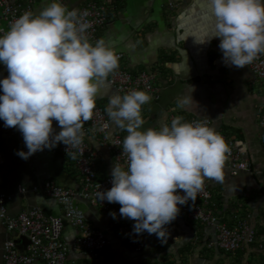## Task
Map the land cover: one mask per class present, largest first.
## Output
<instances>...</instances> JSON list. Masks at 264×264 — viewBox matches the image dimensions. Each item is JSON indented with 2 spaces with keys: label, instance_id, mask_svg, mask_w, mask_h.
<instances>
[{
  "label": "crops",
  "instance_id": "obj_1",
  "mask_svg": "<svg viewBox=\"0 0 264 264\" xmlns=\"http://www.w3.org/2000/svg\"><path fill=\"white\" fill-rule=\"evenodd\" d=\"M26 0H11L12 3ZM88 0H60L69 9H79ZM49 0H36L30 11L38 13ZM205 13H208L206 16ZM211 17L206 0H121L98 30L115 51L123 53V65L133 71L154 70L160 87L159 98L142 106L145 123L141 130L157 129L167 123L170 115L209 118L211 126L234 140L251 165L250 171L232 173L229 159L225 162L222 182L205 179L216 214L232 223L241 214L256 233L254 242L242 243L233 254L211 244L215 227L188 220L181 213L169 225L165 242L155 234L143 235L145 246L135 251L111 228L109 216L84 200L77 205L92 224L105 231L109 241L95 260L87 253L70 250L73 264H264V130L258 124L264 108V81L257 80L251 70L226 65L219 48V38L209 35L204 42L197 39L209 30ZM8 28L5 29V31ZM8 73L0 65V75ZM118 93L106 80L96 104L108 106V97ZM119 94V93H118ZM190 94L193 101L179 107V96ZM121 95V94H120ZM56 132L60 131L53 121ZM112 133L125 136L124 130L111 125ZM89 144L100 152L95 171L102 178L111 175L114 159L104 142L95 138ZM59 145L37 151L27 160L16 155L27 151L22 134L14 127H4L0 120V189L13 196L7 205L9 215L23 209L40 207L46 214L61 215L56 201L42 192L28 190L18 193L19 186L30 188L50 180L57 185L78 188L79 177L73 159L59 151ZM75 229L66 221L62 236L71 240ZM13 240L18 251L25 252L27 240L8 231L0 221V264L3 245ZM34 264H44L37 261Z\"/></svg>",
  "mask_w": 264,
  "mask_h": 264
},
{
  "label": "clouds",
  "instance_id": "obj_2",
  "mask_svg": "<svg viewBox=\"0 0 264 264\" xmlns=\"http://www.w3.org/2000/svg\"><path fill=\"white\" fill-rule=\"evenodd\" d=\"M206 2L211 26L198 42L209 35L219 38L224 63L236 68L264 55V0ZM87 16V10L49 0L38 13L23 12L0 35V65L8 72L0 78V120L22 134L27 151L16 152L22 159L61 142L77 159V151L69 148L80 150L100 88L119 68L118 53L103 38L90 41ZM150 101V94L138 89L108 97L111 125L127 133L121 146L127 163H114L111 188L96 195L99 201L119 203L121 218L135 221L134 233L146 231L165 242L166 225L178 217L180 206L204 192L205 179L224 180L231 148L214 126L180 115L170 125L141 130L142 106ZM192 101L190 94L181 95L179 107ZM110 215L116 218L115 212Z\"/></svg>",
  "mask_w": 264,
  "mask_h": 264
},
{
  "label": "built area",
  "instance_id": "obj_3",
  "mask_svg": "<svg viewBox=\"0 0 264 264\" xmlns=\"http://www.w3.org/2000/svg\"><path fill=\"white\" fill-rule=\"evenodd\" d=\"M36 0L12 3L11 0H0V35L11 23L23 12L30 11ZM121 0H88L79 10H87V19L92 22V27L87 30L91 42H95L98 30L106 23L109 14ZM120 57L119 68L109 74L107 81L121 96L132 89L144 90L151 96V101L159 98L160 87L156 82L154 70L133 71L123 65V53L116 51ZM257 80L264 81V55H261L251 65L247 66ZM8 73L0 75L4 78ZM149 102V103H150ZM175 115L171 114L170 119ZM186 121H200L211 126L209 118L191 117ZM259 126L264 130V108L258 118ZM85 136L80 150L69 148V152L77 151V159L73 160L79 177L78 188H68L46 180L39 185L29 189L25 186L18 187V193H25L28 190L42 192L47 197L56 201L61 209V215L46 214L40 207L23 209L16 215L8 214L7 205L13 196L0 189V221L8 231H13L18 237L27 240L26 251H18L13 240H7L3 245V260L5 264H34L42 261L44 264H73L68 260V252L81 251L87 253L93 259H97L101 251L108 245L109 241L103 229L95 227L86 217L77 201L84 200L91 205L98 207L103 213L109 216V228H111L127 245L135 251H140L145 246L143 235L133 232L134 220L121 218L119 203L99 201L97 192L110 189L112 184L111 175L98 177L95 171V163L100 152L93 148L89 138H95L104 142L114 163L126 166L127 156L121 148L124 136L120 133L111 132V122L106 109L96 104L92 119L84 123ZM231 148L229 161L232 173L238 171H250L251 165L245 158L234 140L225 133L219 131ZM115 143V144H114ZM67 146L62 142L59 151L63 155ZM80 151L83 154L80 155ZM70 157V156H69ZM2 156L0 154V165ZM183 194L182 190H177ZM211 193L205 182L204 192L198 194L195 202L191 200L186 205L180 206V213L188 220L213 225L215 227V239L211 243L223 251L233 255L242 243H251L255 238V231L245 219H236L233 223L225 222L214 213L210 201ZM110 212L116 213L113 219ZM67 222L73 229L75 235L71 240L63 238L64 222ZM164 264V263H158Z\"/></svg>",
  "mask_w": 264,
  "mask_h": 264
},
{
  "label": "trees",
  "instance_id": "obj_4",
  "mask_svg": "<svg viewBox=\"0 0 264 264\" xmlns=\"http://www.w3.org/2000/svg\"><path fill=\"white\" fill-rule=\"evenodd\" d=\"M209 190V189H208ZM209 192H210V190H209ZM210 201H211V198H210ZM213 204V203H212ZM213 209H214V207H212ZM214 213L216 214V212H215V209H214ZM217 215V214H216ZM218 216V215H217ZM235 216V218H234V220L232 221V223L233 222H235L236 221V219H244L242 216H241V214H238L237 213V215H234ZM255 238H256V233H255ZM255 238H254V240H253V242L255 241ZM164 264H166V263H164Z\"/></svg>",
  "mask_w": 264,
  "mask_h": 264
}]
</instances>
